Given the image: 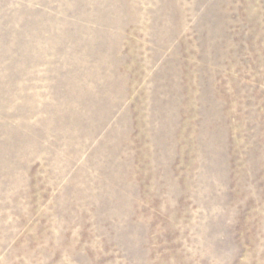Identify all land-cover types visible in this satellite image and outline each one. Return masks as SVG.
<instances>
[{
    "label": "rangeland",
    "instance_id": "374dc122",
    "mask_svg": "<svg viewBox=\"0 0 264 264\" xmlns=\"http://www.w3.org/2000/svg\"><path fill=\"white\" fill-rule=\"evenodd\" d=\"M0 264H264V0H0Z\"/></svg>",
    "mask_w": 264,
    "mask_h": 264
}]
</instances>
